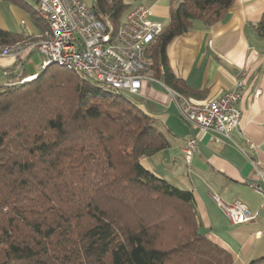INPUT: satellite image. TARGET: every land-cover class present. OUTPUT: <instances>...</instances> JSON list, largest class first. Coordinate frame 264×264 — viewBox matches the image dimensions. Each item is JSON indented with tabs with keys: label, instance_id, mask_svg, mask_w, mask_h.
Here are the masks:
<instances>
[{
	"label": "trees",
	"instance_id": "obj_1",
	"mask_svg": "<svg viewBox=\"0 0 264 264\" xmlns=\"http://www.w3.org/2000/svg\"><path fill=\"white\" fill-rule=\"evenodd\" d=\"M233 2L171 0L149 69L186 96L166 46L194 21H219ZM130 8L90 4L113 29ZM256 31L264 37V14ZM23 40L0 28V47ZM27 77L0 86V264H235L200 232L192 192L140 163L168 141L129 94L52 64Z\"/></svg>",
	"mask_w": 264,
	"mask_h": 264
},
{
	"label": "crops",
	"instance_id": "obj_2",
	"mask_svg": "<svg viewBox=\"0 0 264 264\" xmlns=\"http://www.w3.org/2000/svg\"><path fill=\"white\" fill-rule=\"evenodd\" d=\"M126 2L131 7H148L153 21L168 22L171 0ZM35 11L28 0H0V28L20 33L21 43L28 45L18 57L0 55V86L13 75L26 72L27 78L34 77L42 69L43 59L35 61L33 53L38 51L29 45L46 29ZM263 14L264 0H234L222 19L210 26L194 21L190 30L173 38L165 49L173 74L187 86L188 99L210 100L231 90L237 80L243 82L240 122L228 136L191 130L181 119L170 88L150 69L153 80L142 79L140 90L130 95L168 141L166 148L141 158L140 163L192 192L199 230L228 250L235 264L264 257V193L251 186L254 182L264 191V37L256 31ZM192 136L197 148L186 160L182 148ZM214 197L225 203L240 200L253 219L232 223Z\"/></svg>",
	"mask_w": 264,
	"mask_h": 264
},
{
	"label": "built area",
	"instance_id": "obj_3",
	"mask_svg": "<svg viewBox=\"0 0 264 264\" xmlns=\"http://www.w3.org/2000/svg\"><path fill=\"white\" fill-rule=\"evenodd\" d=\"M36 11L46 29L29 45L42 55L41 68L56 63L85 80L100 82L126 94L137 93L142 79L153 80L148 75L150 62L146 52L163 24L150 19L148 7L142 4L131 7L116 29L95 15L84 0H38ZM27 46L21 42L2 46L0 55L18 57ZM242 87L243 82L237 80L231 90L199 102L175 90L169 92L181 119L191 130L228 136L240 122L238 101ZM196 148L197 141L192 136L182 148L184 158L189 160ZM251 186L264 193L259 184L251 182ZM214 199L234 224L254 217L240 200L225 203L217 197Z\"/></svg>",
	"mask_w": 264,
	"mask_h": 264
},
{
	"label": "rangeland",
	"instance_id": "obj_4",
	"mask_svg": "<svg viewBox=\"0 0 264 264\" xmlns=\"http://www.w3.org/2000/svg\"><path fill=\"white\" fill-rule=\"evenodd\" d=\"M29 2H30V4L32 5V6H35L36 7V1L35 0H28ZM92 1L93 0H84V2L87 4V5H90L91 3H92ZM126 1H129V0H126ZM132 2H133V0H131ZM36 40V39H35ZM35 40H32L31 42H33V41H35ZM30 42V43H31ZM33 55H34V60L35 61H41L42 59H43V57H42V55L40 54V53H38V52H36V53H33ZM43 61V60H42ZM42 61H41V63H42ZM39 66H40V63L38 64V66H37V68L36 69H38L39 68ZM52 66H59L58 64H56V63H53L52 64ZM30 78V77H29ZM27 80H28V78H27ZM129 95H131V94H129ZM201 232V231H200ZM173 233V232H172ZM174 235V234H173ZM170 236H172V235H170Z\"/></svg>",
	"mask_w": 264,
	"mask_h": 264
},
{
	"label": "bare ground",
	"instance_id": "obj_5",
	"mask_svg": "<svg viewBox=\"0 0 264 264\" xmlns=\"http://www.w3.org/2000/svg\"><path fill=\"white\" fill-rule=\"evenodd\" d=\"M34 77H30V78H28V80H31V79H33Z\"/></svg>",
	"mask_w": 264,
	"mask_h": 264
}]
</instances>
